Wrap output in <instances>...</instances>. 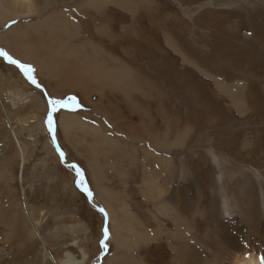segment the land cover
Listing matches in <instances>:
<instances>
[{"label": "rangeland", "instance_id": "1", "mask_svg": "<svg viewBox=\"0 0 264 264\" xmlns=\"http://www.w3.org/2000/svg\"><path fill=\"white\" fill-rule=\"evenodd\" d=\"M62 1L51 0L58 3L52 9L82 18L76 5ZM100 5L103 29L115 34L111 51L129 52L133 39L121 26L143 15L135 32L146 42L137 40L135 47L147 60L146 66L140 57L131 63V99L118 90L116 108L105 104L106 116L119 120L105 116L102 123L125 129L128 121L142 120L160 128L154 134L159 136L132 139L124 130L93 136L80 123L64 129L60 120L70 116L90 124L98 117L86 115L91 107L77 93L53 96L41 82L54 87L47 68L16 59L0 38V50L24 65L0 55V264H60L65 252L78 260L85 253L83 264H235L252 251L264 257V0H101ZM37 17L9 19L0 34ZM76 24L81 28V21ZM77 34L74 40L83 38ZM143 77L161 90L145 85ZM21 79L45 101L44 134L18 121L40 110L11 106ZM92 101L100 99L93 94ZM46 146L54 152L50 158ZM101 182L115 198L100 195ZM22 190L42 239L32 231ZM11 217L19 222L18 232L10 229ZM120 222L122 240L116 232Z\"/></svg>", "mask_w": 264, "mask_h": 264}, {"label": "bare ground", "instance_id": "2", "mask_svg": "<svg viewBox=\"0 0 264 264\" xmlns=\"http://www.w3.org/2000/svg\"><path fill=\"white\" fill-rule=\"evenodd\" d=\"M60 1L63 3L62 0ZM55 2H51V0H0L1 28L6 24L7 20L19 17L22 14L26 16H38L36 20L23 25L19 24L17 21L15 25L9 27L2 34H0V38L4 41L3 43L6 44L8 50L16 57V59L19 58L20 60H28L29 63H34L37 70L38 68H47L48 75L53 79L54 87L51 88L47 80L38 79L41 80L42 84L47 87L53 96L64 98V95L67 93H77L80 95L81 99L84 102H87L91 107V112L86 113V115H94L98 117L97 124H90V121H84L81 116L74 115L70 116L69 120L64 123L60 120L61 126L64 129L69 130V127H71L73 123H80L88 127L90 130H87L91 134L93 133L95 135H102L107 133L109 130L115 132L117 130H124L126 132L125 136L132 139H135L138 136H143L144 139L148 141H151L154 138L156 139L159 135L155 137L156 135L154 134H158V131L161 129L143 123L142 120H139L137 124L132 121H128L125 123V125H127L125 129H117V122H113V128L110 127L111 129H107L106 125L102 123L103 117L106 116L105 104H111L113 108H116V101L119 98L116 94L118 90L125 93L126 98L131 99L130 91L128 90L133 72L131 63L134 62L137 57H140L141 65H147L145 55L137 47H135L137 40L146 42V38H144L141 33L135 32L144 21L143 15H141L142 20L140 22L136 19H132V21L128 22L126 25L125 22H123L121 26L123 33L131 35L133 39V46H130L129 52L126 53L128 51H126V49L111 51L109 50V47L117 46L115 40L113 39L115 34L110 29H103L104 12L101 9V0H79L78 3L73 0H68V2H64L65 4L68 3L70 5H76L80 12L79 16L86 19V21H83L84 19L82 20V18L79 20L71 11H67V13H60L52 9L54 4H58ZM118 3L119 1L116 4ZM88 6H91L92 11L87 9ZM73 10L75 11V9ZM129 11L130 12L128 14H125L127 19H129L132 14V10L130 9ZM71 13L73 14L72 16L74 20L70 16ZM77 21H81V28L79 29H77V25L79 26V24H76ZM79 32L83 33V38L76 41L74 40V37L76 35L78 36L77 33ZM102 34L108 40V44L104 43V39L102 38L103 36L101 37ZM91 35H95L97 38L95 39ZM65 42L69 43V47L65 48L63 46ZM88 51L95 54L101 53L102 59H100L99 56H92ZM104 52L106 53L107 59H105ZM120 54H122L124 59L120 58ZM125 61L128 63L126 64ZM113 65L118 66V68ZM142 79L148 87L152 88L153 85L154 87L156 86V90H161L155 82L150 81L146 77H143ZM10 80H12L11 76ZM21 81L22 83L17 80V83L15 84L18 86H15L17 89L13 92V96L10 99L12 103L11 106L16 107L18 105L25 104V106L30 107V109L40 110L39 114L34 115L31 111L27 117L24 119L20 118L18 121L21 125H23V123H27L29 127H36L44 134L43 115L47 110L45 101L38 90L29 86L24 80L21 79ZM28 88L35 90V93L27 92ZM93 94H96V96L100 99L99 102L92 101ZM156 99L157 102H160L163 99V95H159ZM162 116L163 115H161V118ZM106 119L117 121L119 120V117L107 115ZM9 122L11 123V121ZM128 125H130V130ZM9 132L13 136V141H18L17 135L14 131V126H10ZM156 140L155 144L158 143H156ZM47 141L49 143L48 137ZM159 141L161 140L159 139ZM176 142H178V140ZM178 144L176 146H178ZM45 150H47L46 156L49 158L51 154H54L51 147L46 146ZM167 150L169 149L167 148ZM149 162L152 161L150 160ZM99 193L102 197L103 194L107 197H113L106 187L103 186L102 182L99 185ZM22 196V201L24 203L22 205L29 217L32 231L42 239L41 232L38 229V224L31 215L30 206L28 205L27 196L24 190H22ZM113 198H115V196ZM11 218L10 229L12 230L13 228L18 232L19 222L16 218ZM116 226L117 224L114 223L113 228ZM121 230H125V227L124 224L120 222L116 229V232L118 231L117 239L120 240H122L119 236L122 234ZM3 233L7 238L8 235L5 233V230ZM120 240L119 243H122ZM159 243L154 244L155 246H160ZM84 258L85 253H83V259ZM83 259L78 260L72 257L69 252H65L59 263L83 264ZM235 264H264V257L252 251L238 258Z\"/></svg>", "mask_w": 264, "mask_h": 264}, {"label": "snow or ice", "instance_id": "3", "mask_svg": "<svg viewBox=\"0 0 264 264\" xmlns=\"http://www.w3.org/2000/svg\"><path fill=\"white\" fill-rule=\"evenodd\" d=\"M0 55H3L10 63L18 64L22 68L24 67V65L19 64V61L14 60L11 56H9L6 52H3L2 50H0ZM26 71L31 72L32 69L31 68H28V69H26ZM29 78L32 80L33 83H36V81H35V79L33 77L29 76ZM37 86L39 87V85H37ZM53 103L59 104L60 102L59 101H55ZM51 123H52V121H51V119H49V125H51ZM82 183H83V181L81 180V184ZM88 195L91 196L92 193L89 191L88 192ZM100 211L103 212L104 210L101 209ZM105 235H107V230H105Z\"/></svg>", "mask_w": 264, "mask_h": 264}]
</instances>
